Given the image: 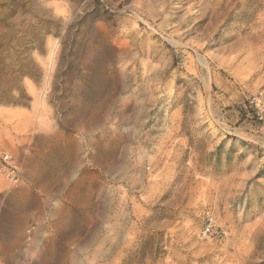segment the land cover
I'll use <instances>...</instances> for the list:
<instances>
[{"label":"rangeland","instance_id":"rangeland-1","mask_svg":"<svg viewBox=\"0 0 264 264\" xmlns=\"http://www.w3.org/2000/svg\"><path fill=\"white\" fill-rule=\"evenodd\" d=\"M0 264H264V0H0Z\"/></svg>","mask_w":264,"mask_h":264}]
</instances>
